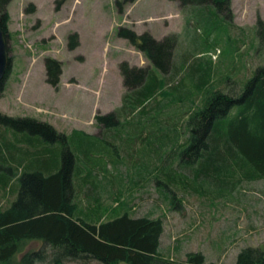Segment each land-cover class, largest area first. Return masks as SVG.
<instances>
[{"label":"trees","instance_id":"trees-1","mask_svg":"<svg viewBox=\"0 0 264 264\" xmlns=\"http://www.w3.org/2000/svg\"><path fill=\"white\" fill-rule=\"evenodd\" d=\"M10 1L0 0V26L6 36ZM133 1L115 0L119 13ZM174 1L190 28L185 37L168 33L156 38L148 31L118 26L117 35L151 65L120 61L125 88L121 103L94 115L99 128L95 135L73 130L80 143V150H75L89 169L81 166L65 132L46 121L0 111V195H9L0 204V264H64L66 259L77 264H217L201 250L186 251L183 258L164 256L162 217L151 210L137 212L134 196L137 191L140 200L152 196V207L159 210L162 204L179 205L185 192H177L186 187L197 191L203 187L216 195L234 189L240 180L257 179L264 188V15L248 31H233L231 0ZM214 23L224 27L221 40L238 42L236 51L248 38L247 51L257 52L246 62L255 68L230 82L224 83L217 72L213 79L212 61L197 49L201 41H210L207 36L200 40L198 30ZM78 43V34L70 33L69 47ZM61 66L60 60L45 58V81L54 87ZM8 72L9 65L5 76ZM127 125H135L141 146L154 140L146 153L138 157L119 148L114 159L90 154L96 135L102 142L110 135L120 146L127 139L123 133ZM234 170L242 178L235 179ZM88 184L95 188L87 189ZM107 199L113 202H104ZM30 241H40L41 246L24 250L17 258ZM233 264H264V243L241 247Z\"/></svg>","mask_w":264,"mask_h":264},{"label":"rangeland","instance_id":"rangeland-1","mask_svg":"<svg viewBox=\"0 0 264 264\" xmlns=\"http://www.w3.org/2000/svg\"><path fill=\"white\" fill-rule=\"evenodd\" d=\"M134 1L125 4L122 13H119L115 0H11L8 4L6 44L9 72L1 83L0 111L46 121L65 132L71 149L85 169L89 168L82 154L75 150V147L80 150V143L72 129H83L95 135L99 128L94 115L106 113L121 103L125 88L118 66L120 61L138 66L151 65L140 50L117 35L118 26L132 27L138 33L148 31L156 38L168 33L185 37L190 32L174 0ZM231 9L232 30L240 31L242 28L245 32L254 25L258 16L264 15V0H231ZM219 26L214 23L198 30L201 31L200 40L207 36L210 41H201L197 49L203 51L200 55L212 61L213 79H216L217 72L225 83L250 71L253 65L246 66V62H250L257 52L247 51L248 32L244 34L245 43L236 51L238 42L221 40L219 32L224 27ZM72 32H76L80 40L74 49L68 45V36ZM190 49L189 45L187 54ZM46 57L61 59L63 70L56 87L45 81ZM182 117L185 119L186 115ZM135 129V125L124 128L127 139L120 146L110 140V135L104 142L96 138L100 135H96L95 147L90 154L100 158L103 153L105 158L110 155L114 159V152L124 148L140 157L154 140L150 138L148 145L141 146L134 135ZM43 142L39 147L44 145ZM57 147L61 162L62 144L58 143ZM106 167L111 170L112 164L108 162ZM124 168L129 173L133 172L127 164ZM182 171L185 172L184 169ZM187 173H180L181 177ZM175 175L179 177V174ZM241 175L240 171L234 170L232 176L236 179L242 178ZM100 176L103 177L102 171ZM16 177L17 174L12 176L13 179ZM152 184H155L153 180ZM261 184L257 179H243L234 189L222 190L216 195L203 187L200 191L182 188L177 192L178 195L185 192L179 205L162 204L159 210L152 207V196L144 194L140 200L137 191L135 208L137 212L151 210L154 216L162 217L160 250L164 256L183 258L186 251L201 250L207 260L233 264L241 247L264 243V188ZM93 187L92 184L87 185L89 190ZM152 195L155 196V192ZM8 198L6 193L0 195V204L6 203ZM104 202L112 203L113 200ZM39 246L40 241H30L16 257L20 258L24 250ZM63 262L77 264L76 260ZM87 264L96 263L91 261Z\"/></svg>","mask_w":264,"mask_h":264},{"label":"water","instance_id":"water-1","mask_svg":"<svg viewBox=\"0 0 264 264\" xmlns=\"http://www.w3.org/2000/svg\"><path fill=\"white\" fill-rule=\"evenodd\" d=\"M7 36L0 26V87L9 65V55L6 44Z\"/></svg>","mask_w":264,"mask_h":264},{"label":"crops","instance_id":"crops-1","mask_svg":"<svg viewBox=\"0 0 264 264\" xmlns=\"http://www.w3.org/2000/svg\"><path fill=\"white\" fill-rule=\"evenodd\" d=\"M133 2H135V1H133ZM78 39H79V37H78ZM79 43H80V40H79ZM79 43H78V45H79ZM73 49H74V48H73ZM103 50H105V49H103ZM103 50H102V51H103ZM60 60H61V59H60ZM61 69L63 70L62 66H61ZM61 73H62V71H61ZM75 129H79V128H74V129H72V131L75 130ZM81 130H83V129H81ZM84 131H85V130H84ZM86 132H88V131H86ZM88 133H90V132H88Z\"/></svg>","mask_w":264,"mask_h":264}]
</instances>
